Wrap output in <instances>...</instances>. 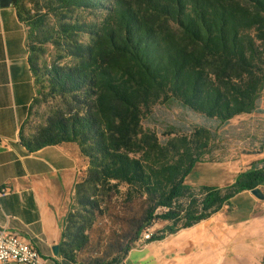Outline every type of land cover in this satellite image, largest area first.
<instances>
[{
	"label": "trees",
	"instance_id": "16d2710c",
	"mask_svg": "<svg viewBox=\"0 0 264 264\" xmlns=\"http://www.w3.org/2000/svg\"><path fill=\"white\" fill-rule=\"evenodd\" d=\"M13 5L28 27L29 64L37 86L28 113L38 95L55 101L46 121L31 133L24 130L26 116L19 141L29 152L73 143L87 161L62 222L60 255L75 262V253L88 243L87 230L121 186L127 199L143 201L142 223L132 240L137 245L143 226L155 219L169 224L147 242L204 218L181 216L175 201L211 132L196 128L160 142L143 128L142 118L158 102H175L222 123L261 111L264 0H46L47 12L36 17L25 15L20 0ZM79 10L99 15L66 21ZM49 15L55 21L46 30ZM37 40L52 44L58 60L40 65ZM263 169L250 167L234 190L264 182ZM206 199L205 207L215 198ZM129 249L124 247L113 264Z\"/></svg>",
	"mask_w": 264,
	"mask_h": 264
},
{
	"label": "crops",
	"instance_id": "0c3cea01",
	"mask_svg": "<svg viewBox=\"0 0 264 264\" xmlns=\"http://www.w3.org/2000/svg\"><path fill=\"white\" fill-rule=\"evenodd\" d=\"M27 37L28 27L13 3L0 1V189H5L0 195V228L31 243L40 264H74L59 250L55 254L53 246L60 241L73 184L87 161L73 143L29 152L19 141L37 94ZM254 157L251 163L262 165L264 148ZM213 167L216 170H191L182 185L190 187L185 182L190 179L199 187L217 183L225 188L242 172L235 175L234 165L227 162ZM228 201L234 209H219L161 240L130 248L124 264H264V197L238 189Z\"/></svg>",
	"mask_w": 264,
	"mask_h": 264
},
{
	"label": "rangeland",
	"instance_id": "374dc122",
	"mask_svg": "<svg viewBox=\"0 0 264 264\" xmlns=\"http://www.w3.org/2000/svg\"><path fill=\"white\" fill-rule=\"evenodd\" d=\"M20 4L28 17H36L47 12L46 0H20ZM98 15L99 11L96 10H79L68 14L66 21L70 22L73 19L95 20ZM54 21V17L49 15L46 18L45 29H51ZM78 38L81 41L86 40L85 35H79ZM35 44L38 46L36 53L37 62L40 65L58 60L59 53L55 51L52 44H42L39 40ZM59 61L65 62L66 58ZM54 104L55 101L50 97L38 95L37 101L27 115L24 125L25 132L31 133L42 125ZM258 107L261 111L252 114L242 113L225 123L206 118L175 102H158L145 111L142 126L154 132L160 142H165L180 134H189L196 128H204L211 132L208 146L196 155L191 170H216L213 166L220 162H227L234 165L235 175L242 171L237 174L234 182L225 188H221L222 186L217 183H214L215 186L199 187V185H194L190 179H186L185 182L191 186L180 184L179 196L175 201L176 210L181 216L192 213L205 218L219 209H221L220 212L234 209V206L228 201V198L235 192L233 187L250 167H257L258 164L254 165L251 162L256 160L254 157L256 153L261 152L264 148V90L259 98ZM250 164L252 165L250 166ZM258 167L262 170L264 164ZM255 187L264 191V182L258 181ZM120 190V193L112 194L108 203L103 205L102 214L96 216L93 224L87 230L88 243L82 250L75 253L74 264H99L100 261L113 264V260L121 256V250L124 247L133 248L149 243L145 241L137 245L132 241L135 230L142 223L144 211L142 199L129 200L123 195L125 187L121 186ZM211 196L215 199L205 207L206 198L211 199ZM190 206L191 208L188 209ZM168 224L167 221L155 219L151 225L143 226L138 238L147 226L151 227L154 234H161L166 230ZM182 230L184 233L189 231L188 229Z\"/></svg>",
	"mask_w": 264,
	"mask_h": 264
},
{
	"label": "built area",
	"instance_id": "2783aa9c",
	"mask_svg": "<svg viewBox=\"0 0 264 264\" xmlns=\"http://www.w3.org/2000/svg\"><path fill=\"white\" fill-rule=\"evenodd\" d=\"M4 193L5 189L1 188L0 195ZM153 234L151 227L144 229L138 242H145ZM0 264H40L39 255L35 247L22 239L17 232L0 228Z\"/></svg>",
	"mask_w": 264,
	"mask_h": 264
},
{
	"label": "water",
	"instance_id": "95a60500",
	"mask_svg": "<svg viewBox=\"0 0 264 264\" xmlns=\"http://www.w3.org/2000/svg\"><path fill=\"white\" fill-rule=\"evenodd\" d=\"M0 1L4 4H12L13 3V0H0ZM250 192L260 199L264 197V195L262 194V192L260 191V189L258 187L251 189ZM53 251L55 254L58 252V245L53 246Z\"/></svg>",
	"mask_w": 264,
	"mask_h": 264
}]
</instances>
